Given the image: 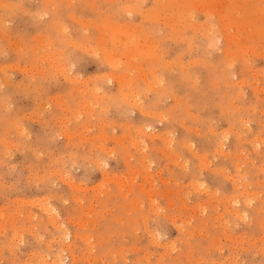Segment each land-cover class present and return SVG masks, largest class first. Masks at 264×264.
<instances>
[{"label": "rangeland", "instance_id": "rangeland-1", "mask_svg": "<svg viewBox=\"0 0 264 264\" xmlns=\"http://www.w3.org/2000/svg\"><path fill=\"white\" fill-rule=\"evenodd\" d=\"M61 262L264 264V0H0V264Z\"/></svg>", "mask_w": 264, "mask_h": 264}, {"label": "bare ground", "instance_id": "bare-ground-1", "mask_svg": "<svg viewBox=\"0 0 264 264\" xmlns=\"http://www.w3.org/2000/svg\"><path fill=\"white\" fill-rule=\"evenodd\" d=\"M227 23H228V22H227ZM226 25H228V24H226ZM223 27H224V25H223ZM228 27H232V26H228ZM225 28H226V27H225ZM227 31H228V30H227ZM229 32H231L230 29H229V31H228L227 33H229ZM229 34H230V35H229V38H230V39H229V38H226V39L231 40V37L233 38L234 35L232 36L231 33H229ZM225 37H226V36H225ZM216 41H217V40H216ZM209 43H210V42H209ZM214 44H215V43H214ZM211 46H212V45H211ZM66 74H67V73H66ZM144 133H145V132H144ZM224 136H225V135H224ZM221 146H222V145H221ZM221 146H220V147H221ZM256 149H257V147H256ZM221 153H222V152H221ZM202 167H204V166H202ZM145 169H146V168H145ZM145 171H146V170H145ZM222 171H223V170H222ZM148 172H149V171H148ZM221 174H222V173H221ZM148 175H149V174H148ZM148 175H147V176H148ZM232 179H233V178H232ZM244 180H245V179H244ZM234 184H235V182H234ZM211 195H212V194H211ZM227 202H228V201H227ZM249 202L251 203V201H249ZM232 203H234V202H232ZM247 203H248V202H247ZM248 206H249V205H248ZM44 209L47 210L48 207L46 208V207L44 206ZM44 209H43V210H44ZM204 209H205V208H204ZM204 209H203V210H204ZM48 210H49V209H48ZM49 211H50V210H49ZM45 212H46V211H45ZM50 212H51V211H50ZM47 213H49V212H47ZM227 213H228V212H227ZM231 213H232V212H231ZM45 214H46V213H45ZM47 215H48V214H47ZM51 216H52V215H51ZM52 221H53V224H54L55 219H52ZM56 222H57V221H56ZM54 225H55V224H54ZM56 226H58V225H56ZM57 228H58V227H57ZM65 234H66V235H64L65 237H67V236L69 237V233H65ZM159 237H160V236H159ZM152 238H153V237H152ZM158 242H159V241H158ZM157 244H158V243H157ZM173 249H174V248H173ZM171 250H172V249H171ZM59 259H61V258H59ZM60 261H61V260H60ZM52 262H53V261H52ZM74 262H75V261H74ZM60 264H63V262H61Z\"/></svg>", "mask_w": 264, "mask_h": 264}]
</instances>
